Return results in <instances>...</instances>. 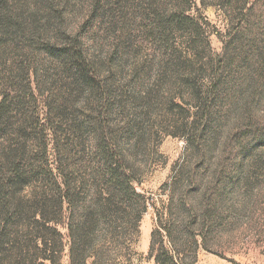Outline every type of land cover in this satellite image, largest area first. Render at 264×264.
<instances>
[{"label":"rangeland","instance_id":"obj_1","mask_svg":"<svg viewBox=\"0 0 264 264\" xmlns=\"http://www.w3.org/2000/svg\"><path fill=\"white\" fill-rule=\"evenodd\" d=\"M178 10L200 24L198 36L177 25L161 27L162 36L160 22ZM34 27L51 38L55 27L79 36L94 69L92 90L62 60L25 53ZM229 60L235 63L226 68ZM30 62L38 75L33 91L45 101L39 110L51 118L52 168L81 181L96 166L97 146L135 155V187L150 207L131 237L129 262L121 255L119 264H154L158 212L167 214L181 168L172 191L184 240L190 223L178 212L183 200L207 216L199 227L206 247L194 264H264V0H0V99L16 88L17 65ZM16 121L1 140L22 138ZM26 146L24 166L44 147L32 137ZM205 154L208 172L197 162ZM215 171L221 177L211 181ZM61 231L67 235L65 224ZM69 255L66 247L60 264Z\"/></svg>","mask_w":264,"mask_h":264},{"label":"trees","instance_id":"obj_2","mask_svg":"<svg viewBox=\"0 0 264 264\" xmlns=\"http://www.w3.org/2000/svg\"><path fill=\"white\" fill-rule=\"evenodd\" d=\"M174 25L194 37L199 35L200 24L181 10L172 12L168 23L162 20L157 29L165 37L161 27ZM61 30L55 27V38H51L42 28L30 29L25 53L35 60L43 54L62 60L68 71L75 70L82 87L92 90L94 69L84 44L78 35L72 37ZM24 40L25 37L21 38L20 44ZM232 63L235 62H225V67H232ZM33 65L32 62L28 66L17 65L13 75L18 81L16 88L6 91L0 99V134L4 135L8 123L17 119L18 131L21 129L24 135L19 134L22 138L17 143L0 138V264H60L66 247L69 248V264H119L121 255L129 262L131 237L133 232H139L142 217L150 207L149 200L135 187L140 183L141 173L133 165L137 161L135 155L130 156L127 150L113 152L97 146L100 150H96L94 156L96 166L90 173L85 172L87 175L81 181H73L60 166L52 168L49 160L51 129L47 126L51 118L39 110H45V101L41 105L36 96L38 91H33L38 88L33 85V78H38ZM220 65L224 67V63ZM218 88L219 83H216L215 89L210 91L211 102L216 100ZM24 89L26 92H22ZM207 102L205 118L211 107ZM31 137L44 147L34 152L33 164L24 166L22 155ZM207 155L195 158L200 167H205V172L211 163ZM183 172L185 169L181 168L170 185L167 214L158 212L149 254L154 264H194L201 244L206 247V238L199 227L207 216L200 206L187 208L186 200L180 204L178 212L187 216L190 223L187 240L180 231L182 223H176L182 217L175 211L178 205L172 187ZM186 172L194 178V171ZM214 173L211 181H218L221 174ZM163 216L167 218L166 223ZM64 224L68 231L66 236L61 231Z\"/></svg>","mask_w":264,"mask_h":264}]
</instances>
